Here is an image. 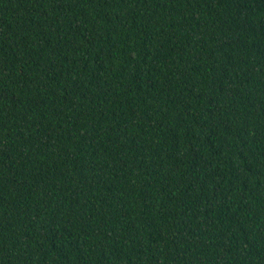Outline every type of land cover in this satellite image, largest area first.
Masks as SVG:
<instances>
[{
    "label": "trees",
    "instance_id": "1",
    "mask_svg": "<svg viewBox=\"0 0 264 264\" xmlns=\"http://www.w3.org/2000/svg\"><path fill=\"white\" fill-rule=\"evenodd\" d=\"M0 264H264V0H0Z\"/></svg>",
    "mask_w": 264,
    "mask_h": 264
}]
</instances>
